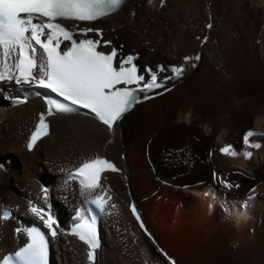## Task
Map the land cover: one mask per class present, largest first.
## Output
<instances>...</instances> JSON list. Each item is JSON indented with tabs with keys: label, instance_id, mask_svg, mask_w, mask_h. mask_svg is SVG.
<instances>
[{
	"label": "bare ground",
	"instance_id": "obj_1",
	"mask_svg": "<svg viewBox=\"0 0 264 264\" xmlns=\"http://www.w3.org/2000/svg\"><path fill=\"white\" fill-rule=\"evenodd\" d=\"M99 25L112 44L139 52L141 63L201 56L171 90L140 102L112 130L88 116L55 115L31 152L27 133L44 105L35 91L0 82V255L26 239L50 204L59 225L51 264H86L67 222L86 198L105 192L115 206L101 218L96 264H264V135L250 137L260 148L241 140L247 127L264 129V0H126ZM14 94L28 102L3 98ZM224 142L237 155L220 154ZM99 155L121 168L101 187L85 191L64 176ZM207 188L227 207L257 193L235 215L197 195ZM131 200L148 236L127 210ZM7 207L13 214L3 218Z\"/></svg>",
	"mask_w": 264,
	"mask_h": 264
},
{
	"label": "snow or ice",
	"instance_id": "obj_2",
	"mask_svg": "<svg viewBox=\"0 0 264 264\" xmlns=\"http://www.w3.org/2000/svg\"><path fill=\"white\" fill-rule=\"evenodd\" d=\"M121 4L122 0H0V82L51 90L65 102L48 99L47 116L83 108L112 130L114 124L139 102L138 91L163 86L164 81L158 77L166 69L163 65L155 70L145 67L143 73L149 77L146 80L144 74H138L141 70L134 63L136 56L128 55L118 60L116 48L105 53L98 50L101 39L77 40L74 38L76 33L58 20L94 21L116 11ZM92 31L94 29L84 28L80 34L87 37V33ZM95 31L103 37L102 30ZM64 42H69L70 46L65 45L66 50H61ZM103 43L111 44V41ZM195 58L200 59L199 55ZM171 71L180 76L183 68L173 66ZM169 79L172 77L164 78ZM26 101L27 97L17 100L18 103ZM48 134L49 124L45 113H41L26 144L27 149L33 150L37 142ZM254 134L251 130L247 132L244 141L250 147L260 148V144L250 143ZM221 152L237 155L231 146H225ZM243 155L250 159L252 153L244 152ZM106 170L118 171L108 160L96 157L82 162L75 177L80 179L83 190L94 191L101 187V174ZM97 201L105 203L102 197H97ZM77 229L79 238L91 249L98 247L94 222L83 220ZM31 235L32 244L18 255L35 264L37 258L42 262L45 249L42 237L38 233ZM88 256L94 260V251H90Z\"/></svg>",
	"mask_w": 264,
	"mask_h": 264
},
{
	"label": "rangeland",
	"instance_id": "obj_3",
	"mask_svg": "<svg viewBox=\"0 0 264 264\" xmlns=\"http://www.w3.org/2000/svg\"><path fill=\"white\" fill-rule=\"evenodd\" d=\"M137 2H139V1H137ZM136 5H137V4H136ZM137 6H138V5H137ZM161 25H162V24H161ZM145 32L147 33L148 31L145 30ZM214 71H215V70H214ZM215 73H216V72H215ZM237 138H238V137H237ZM7 158H8V159H12V158H11V155H8ZM166 251H168V250H166ZM166 251L163 250L162 253H163V252H166ZM168 253H169V252H168ZM169 254H170V253H169ZM175 259H176V258H175Z\"/></svg>",
	"mask_w": 264,
	"mask_h": 264
},
{
	"label": "trees",
	"instance_id": "obj_4",
	"mask_svg": "<svg viewBox=\"0 0 264 264\" xmlns=\"http://www.w3.org/2000/svg\"><path fill=\"white\" fill-rule=\"evenodd\" d=\"M179 263V262H178Z\"/></svg>",
	"mask_w": 264,
	"mask_h": 264
}]
</instances>
